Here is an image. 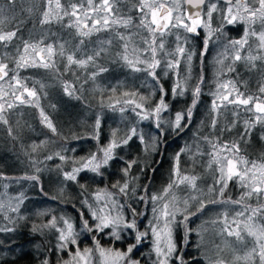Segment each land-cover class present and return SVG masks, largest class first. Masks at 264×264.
Listing matches in <instances>:
<instances>
[{
  "label": "snow or ice",
  "instance_id": "6c2138e0",
  "mask_svg": "<svg viewBox=\"0 0 264 264\" xmlns=\"http://www.w3.org/2000/svg\"><path fill=\"white\" fill-rule=\"evenodd\" d=\"M29 22L31 30L26 29ZM237 25L244 26L243 34L238 39L229 38L226 27ZM201 31L204 39L197 56L191 40ZM168 37L173 38L171 44ZM210 44L217 45L220 51L214 58L213 87L207 93L212 97L209 127L215 132L222 117L227 120L230 115L232 120L221 127L219 135L200 138L208 150L202 151L198 145L195 149L188 145L181 148L172 158L168 183L158 193L150 192L147 185L140 186L139 177L131 174L138 163L135 159L124 161L119 170L123 182L117 180L110 188L105 185L89 193L87 184L78 179L80 174L90 172L104 177L111 162L123 160L116 149L127 146L133 138L139 140L146 153L157 150L158 137L150 136L146 141L138 129L140 122L151 121L161 134L164 126L179 132L191 124L206 86L202 65ZM194 59L199 61L195 67ZM101 61L118 64L132 73H145L152 83L144 85L149 88L148 94L128 89L117 96V86H112L108 103L103 97L100 100L101 107L122 116L130 111L137 118L136 125L129 126L123 134L119 128L113 129L108 142L101 145V118L97 115L90 134L97 141L95 151L78 159L61 152L54 154L71 164L67 171L56 166L62 178L60 195L63 182L75 183L80 189L81 209L79 223L49 210L36 213L47 217V222L34 224L32 232L45 238L55 234V242L47 248L49 254L42 255L39 264H141L133 253L147 240L151 242V264H264V154L259 159H249L241 149V142L250 138L257 126L264 129V0H0V124L7 126L8 135L16 139L9 115H22L17 110L30 107L37 110L40 123L57 134L41 105L48 85L41 80L30 83L21 71L43 70L65 95L81 100L83 86L89 82L94 90L103 91L96 80L110 69ZM238 63L247 72L258 74L255 91L250 90L247 80L239 79ZM69 73L74 80L63 79ZM170 74L173 83L168 90L160 81ZM186 95L190 103L170 119L164 118L163 114L171 110V101ZM242 114H248V118L241 120ZM238 123L243 125L238 139L221 140L223 132H231ZM260 139L264 140V134ZM42 144H32V152ZM182 155L191 162V171L182 170ZM54 156L47 155L45 159L52 160ZM204 156L208 159L203 167L211 178L206 188L200 187L198 182L203 177L195 172ZM33 167L36 173L42 171L35 161ZM145 171L140 168L141 173ZM9 179L12 178L0 173V180ZM16 179L39 182L40 177L25 174ZM230 183L241 189L237 199L224 198ZM182 186L184 195L180 196L177 193ZM0 187L4 189L0 193V217L8 222L0 226V233H14L17 228L9 225L27 220L19 215L26 197L23 192L9 196L6 183ZM253 199L255 206L248 202ZM135 203L143 205L144 210L138 211ZM209 204L237 207L231 215L225 209L210 222L191 227V218H198ZM149 213L151 219H146ZM145 219L146 225L141 227ZM209 224L211 227L206 226ZM178 233L181 243L177 242ZM193 233L198 237L197 254L186 255L184 249ZM205 233L210 235L206 238ZM82 236L90 237L92 246L81 247ZM105 238L108 246L101 243ZM129 238L131 242L126 243ZM117 243L124 247H116ZM4 247L0 240V249ZM42 247L38 245L37 250ZM8 250L14 251L10 245ZM53 255L58 259L54 260ZM0 262L8 264L2 255Z\"/></svg>",
  "mask_w": 264,
  "mask_h": 264
},
{
  "label": "trees",
  "instance_id": "16d2710c",
  "mask_svg": "<svg viewBox=\"0 0 264 264\" xmlns=\"http://www.w3.org/2000/svg\"><path fill=\"white\" fill-rule=\"evenodd\" d=\"M26 29H32V22H29L26 25ZM233 29V27L229 29L226 27L225 29L229 38L231 37ZM93 39H95V37ZM203 39L204 38L198 36L194 37L191 41V46L195 47L197 56H199L200 49L202 48ZM215 46L217 45L210 44L208 55L204 57L202 67L206 86L203 89L200 103L197 105L196 114L191 124L179 132L172 131L171 133L169 132V134H167V132H163V134L158 133L159 139L157 152L152 156L148 155L149 157H147V154H141V147H138L137 149L134 138L129 141L127 146L118 148L119 151L117 155L123 157V160L117 159L111 162L112 166L105 171L104 177L98 176L99 180L97 183L91 178L90 180L85 181L81 177H78L80 183L87 184L89 193L96 188H101L105 185L110 188L117 180L123 182L122 173L119 170L124 166V161L133 159L137 160L138 163L133 166L131 174H135V172H138L141 166H143L146 169L143 179H147L144 181L143 185H147L149 191L150 189L156 190L168 183L172 168V158L181 148L188 145L195 149L198 145L202 151L206 152L208 150L209 146L200 138L204 136L213 138L216 135H219L221 127L232 120L230 115L227 120H224L222 117L215 132L209 127L210 95L207 93L213 87V82L211 81L212 78L210 76L212 69H214L213 59L214 53H216ZM101 63L107 62L101 61ZM198 63L199 61L194 59V67ZM107 66L110 69L109 72L103 73L101 76L97 77L96 80V84L99 85V88L103 91L94 90V85L92 82H89L83 86L81 100H75L65 95L52 76L45 73L43 70L28 69L21 71V76L29 78L30 83L33 80H41L48 85L44 90L47 92V95L41 98V105L44 107L46 113L50 115L57 128V134H53L48 128L42 125L37 110L30 107L17 110V112H22V115H9L10 125L13 128V135L17 137L16 139H13L8 135L7 126L0 124V173L12 178L9 180H0V185L6 181L14 182V180H17L16 178L25 174H37L40 177L39 182L33 181L35 186L30 184L24 192L26 199L24 201V210H22V212H24L27 220L20 222L18 232H16V240L14 239L13 242L14 244L17 245L22 243L21 245L24 247V243H26V245H31L30 248H32V250L34 249L36 251H38L37 246L40 245L43 247L39 252L49 254L47 248L50 247L48 241L51 236L49 235L48 238H45L44 236L26 230L27 226H33L34 224L38 225L35 223L38 219V215L36 214L37 209L33 203L36 202L38 198H43L46 202L53 201L56 204L58 203L65 209L72 208L70 210H75L71 203H77L80 199V189L73 182L69 181L71 185L63 191V195L65 197L68 196L70 201L65 203L57 199H52L53 196L51 194L53 192H60L58 190V184L62 181L56 166L60 165L66 171L71 168L70 162H62L56 158L54 154L56 152H61V154L65 156L78 159L95 151L97 141L91 139L90 134L97 115L105 116V120H101L99 143L104 145L103 141H105L106 137L110 136V133L113 130L112 123H114L113 115L115 112L107 107H101L100 105L102 97L104 103L107 104L108 97L112 95L111 92L103 86L106 84L117 86L116 95L119 96L121 91L133 89L131 84H134L136 78L133 79L131 75L132 73L118 64L107 63ZM237 72L240 73L239 79L247 80L250 90L255 91L257 80L259 78L258 74L247 72L241 64H237ZM193 75H196V71H194ZM231 75L235 76L234 73ZM63 79L74 80L75 78L69 73L65 75ZM190 99V96L183 99L184 101L181 105V110L190 103ZM51 105H55V108H52ZM246 118H248V114H242L241 120ZM17 121H19V123H17ZM201 121H203V124ZM119 126V129L121 130L120 134H123L127 129V123H120ZM242 129V123H238L236 128L231 132H223L220 138L221 140L238 139ZM262 134H264V129L257 126L256 129L252 131L250 138L241 142L242 154H245L249 159H259L261 155L264 154V140L260 139ZM73 136H83L85 138L74 139ZM42 142L46 143L42 144ZM34 143L37 145L42 144V146L39 147L37 151L32 152L31 145ZM47 155H53L54 158L52 160H46L45 157ZM207 159L208 157L204 156L201 163L195 167V172L200 174L203 179L206 178V173H208L203 167V163ZM33 161L36 162V166L42 168L41 172L36 173L35 170H33ZM190 164L191 162L188 160V157L182 155V170L188 169L191 171ZM147 169H155V171H149ZM207 180H211V178L209 177ZM207 180L201 181L206 183ZM22 181L28 182V180ZM140 181H142V178ZM41 188H43V192L41 191ZM240 192L241 189H239L238 186L234 183H230L228 189L224 193V198L231 197L232 199H237ZM45 193H47V195H45ZM248 202L254 206L252 201ZM36 205L40 208H45L46 206L43 202L39 203L38 201ZM34 215H37L36 218H34ZM20 235L22 237L21 239H18ZM30 243H34L36 246H32ZM101 243L105 246L109 245V242H104L103 240H101ZM116 247H119L118 243L116 244ZM32 250L28 249L27 252L22 251V255L7 260L8 264H37L40 257L37 258ZM0 264H2V262H0Z\"/></svg>",
  "mask_w": 264,
  "mask_h": 264
},
{
  "label": "rangeland",
  "instance_id": "374dc122",
  "mask_svg": "<svg viewBox=\"0 0 264 264\" xmlns=\"http://www.w3.org/2000/svg\"><path fill=\"white\" fill-rule=\"evenodd\" d=\"M217 22V18L214 16L213 18V25L215 26ZM243 25H237L234 27V29L232 30V33H231V37L230 38H234V39H238L242 34H243ZM200 37L204 38V33L203 31H201V34H200ZM173 38L172 37H168V42L169 44H171ZM192 41V40H191ZM192 44V43H191ZM195 48V47H193ZM215 51L216 53H214V58L216 57L217 53L220 51V48L218 46H215ZM214 60V59H213ZM225 63L227 64V61H225ZM239 64V63H238ZM183 67V63L181 64V69ZM213 67L214 69H212L211 71V81L213 82L214 81V78H215V60L213 61ZM182 72H183V69H182ZM132 73V72H131ZM157 74L160 75V70L157 69ZM132 78H136L134 84L132 83L131 85L133 86V89H137L139 92L143 93V94H148L149 92V88L144 86L145 84H150L152 83L151 82V79L149 77L146 76L145 73H132ZM165 89H168L170 90L171 87H172V83H173V78L171 76V74L169 75V77L167 78H163L161 79L160 81ZM123 85V84H122ZM104 88H107V90L110 89V87H112V85H104L103 86ZM124 87V85H123ZM158 95V94H157ZM188 95H186L185 97H180L178 98V101L177 100H172L171 101V110L170 112H166L163 114L164 118L166 119H170L174 113L176 111H180L181 110V105L183 104V99L187 98ZM210 104H211V100H212V97L210 96ZM167 99V98H166ZM114 116V119H113V122L112 125H113V129H116L117 127L119 128L120 126V123H127V128L129 126H132V125H136L137 124V118L134 116V114H132L130 111L128 112H125L123 114V116L119 113V112H115V114L113 115ZM100 118L101 120H105V116L103 115H100ZM123 126V125H122ZM124 127V126H123ZM126 128V127H125ZM138 129L140 131L143 132V134L145 135V139L146 141L149 139L150 136H156V137H159L158 136V133H160L154 126V124L151 122V121H143V122H140L138 124ZM167 132V134H169V132L171 133L172 130L170 128H168L167 126H164V133ZM109 135V134H108ZM108 139H109V136L106 137L105 141H103L104 144H106L108 142ZM135 139V144L137 145V149L138 147L140 148L141 147V150H142V153L143 155L147 154V157L149 156H152L154 155L157 150L155 152H145L143 150V145L139 142V140H137L136 138ZM159 139V138H158ZM118 149H116V153H118ZM150 153V154H149ZM149 155V156H148ZM131 159V158H129ZM143 167V166H141ZM42 169V168H41ZM33 170H35V168L33 167ZM144 173H141L140 172V169L138 172H135V174H132L134 176H138L139 179H138V184L140 186H144L143 183L144 181H146L145 179H143V177L145 176ZM82 179H84L85 181L87 180H90V178L94 181V182H98L99 180V177L98 176H94L92 173L90 172H82L80 174V176ZM210 177V173H206V178H204L202 181L204 180H207V178L209 179ZM142 178V181H140V179ZM202 181H199V185L200 187L202 188H206L207 185L209 183H211V180H207V182H202ZM8 184L9 187L7 189V193L9 196H15V195H18L20 192H25L26 188H28V186L30 184H33V186H35V183L30 182H24L22 180H14V182L12 181H6L4 182L3 184ZM3 184H1L0 186H2ZM24 184V186H23ZM58 190L60 191V188L62 187V183L60 182L58 184ZM71 184L69 183V181H65L63 182V188L64 190H66V188H68ZM164 186H161L160 188L156 189V190H153V189H150V192H155V193H158L160 192L162 189H163ZM102 188V187H101ZM4 191V189L2 187H0V193H2ZM138 195L141 194V193H137ZM178 195L180 196H183L184 195V191H183V186L181 187V190L178 191L177 193ZM25 195V194H24ZM52 196H56L57 197V200H60L62 202H65L67 203L68 201H70L69 197H65L64 195H60V192H53L51 194ZM25 201V200H24ZM33 201V200H32ZM37 201L40 203V202H43L44 204H46L45 208L44 207H39L37 206ZM36 202H33L34 205L36 206L35 208L37 209L36 210V213L39 212V211H42V210H49L52 214L54 215H57V216H60V215H64L66 217H71L73 220H75L77 223H79V216H78V212L79 210L81 209V204H80V199L77 201V203H71L75 208V210H70L72 208H67L65 209L63 206L61 207L58 203L56 204L55 202H46L44 201V199H39L37 200ZM254 204V206L256 205V201L255 199L251 200ZM135 207H137L138 211H143L144 208H143V205L139 204V203H135L134 204ZM237 206H234V205H223V204H216V205H212V204H209L207 208H205L204 212L199 214V217H192L191 220H190V226L193 227V228H196L198 227L199 225H201L202 222L204 221H211L212 219H215L217 218V216L219 215V213L225 209H227L231 215V213L236 209ZM22 210H24V203L21 205V209H20V213L19 215H22V216H25L24 212H22ZM77 210V212H76ZM13 215L14 217L17 215V214H11ZM37 216V215H36ZM36 216L34 215V218H36ZM146 219H151V214L149 213V215L146 217ZM146 219L145 220H142L141 221V227H144L146 225ZM23 220H17V223L16 225H9V226H15L17 228V231L18 232V228H19V224L20 222H22ZM47 222V217H40L38 216V219L37 221L35 222L36 224L38 225H41L43 223H46ZM8 222L6 220H4L2 217H0V226H4L5 224H7ZM208 227H211L210 224L209 225H206ZM32 226H27L26 227V230H29L32 232ZM16 232L14 233H0V240H3L4 243H5V247L3 249H0V255L4 256L6 260H10V259H14L15 257L17 258V256H20L22 255L21 253L23 252H27L28 249H31V245L24 243V247L21 245V244H14V239L16 240V237H17V234ZM51 236L50 239H49V244H50V247H51V244L54 243V233H50L48 234V236ZM210 235V233H205V236L206 238ZM47 236V238H48ZM21 235L18 237V239H21ZM198 240V237L196 236L195 233H193V235L190 237V244L189 246L184 249L185 251V254H193V255H196L197 254V250L195 248V244ZM104 242H109L108 238H105L103 239ZM131 242V238H129L126 243H130ZM177 242L178 243H181L180 241V234L178 233L177 234ZM217 242H219V240H217ZM32 244V246H36L34 243H30ZM119 244V247L123 248L124 247V244H121V243H118ZM11 246L14 251H9L8 250V246ZM84 246H92V241L90 239V237H86V236H82L81 237V247H84ZM150 250H151V242L150 240H147L145 241L141 247L137 250L134 251L133 255L135 258H138L140 259L141 261V264H151V259H149V254H150ZM23 251V252H22ZM34 252V254L36 255V257H40L39 258V261L41 259V256L46 254V253H40L39 251H36V250H32ZM54 260L55 259H58L57 256L53 255L52 257ZM65 259H67V255L64 256ZM190 258V257H189ZM39 261L37 264H39Z\"/></svg>",
  "mask_w": 264,
  "mask_h": 264
},
{
  "label": "flooded vegetation",
  "instance_id": "af4514ba",
  "mask_svg": "<svg viewBox=\"0 0 264 264\" xmlns=\"http://www.w3.org/2000/svg\"><path fill=\"white\" fill-rule=\"evenodd\" d=\"M227 28H228V29H229V28H232V26H228Z\"/></svg>",
  "mask_w": 264,
  "mask_h": 264
}]
</instances>
